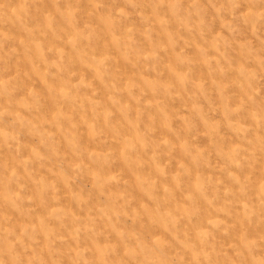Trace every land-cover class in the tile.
<instances>
[{
    "label": "rangeland",
    "instance_id": "1",
    "mask_svg": "<svg viewBox=\"0 0 264 264\" xmlns=\"http://www.w3.org/2000/svg\"><path fill=\"white\" fill-rule=\"evenodd\" d=\"M0 264H264V0H0Z\"/></svg>",
    "mask_w": 264,
    "mask_h": 264
}]
</instances>
